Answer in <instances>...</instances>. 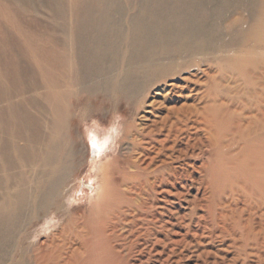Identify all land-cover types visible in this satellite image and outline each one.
I'll return each mask as SVG.
<instances>
[{
  "label": "bare ground",
  "instance_id": "1",
  "mask_svg": "<svg viewBox=\"0 0 264 264\" xmlns=\"http://www.w3.org/2000/svg\"><path fill=\"white\" fill-rule=\"evenodd\" d=\"M123 104L133 115L122 137L133 136L136 176L114 160L98 165L110 155ZM111 115L114 125L100 135ZM82 128L94 145L100 182L92 205L100 209L124 182L189 186L190 170L174 180L143 175L162 153L182 159L193 140L221 148L231 135H258L264 147V0H0V264L91 257L86 222L66 201L83 167ZM252 160L261 186L264 155ZM211 197L207 188L194 202L207 208ZM131 206L110 213L109 243L133 211L146 230L163 226L154 203Z\"/></svg>",
  "mask_w": 264,
  "mask_h": 264
},
{
  "label": "rangeland",
  "instance_id": "2",
  "mask_svg": "<svg viewBox=\"0 0 264 264\" xmlns=\"http://www.w3.org/2000/svg\"><path fill=\"white\" fill-rule=\"evenodd\" d=\"M39 18L46 21L44 16ZM9 20L12 21V18ZM121 109V123L115 122L118 130L115 127V140L107 150L110 155L98 165L105 168L109 160H114L117 169L136 176L132 173L136 169L135 153L132 154L133 136L122 137V128L133 120V115L127 111L125 104ZM137 121L139 125L142 123L140 119ZM113 125V115L108 116L97 126L98 132L103 135ZM202 133L204 136L205 132ZM219 133L222 131L219 130ZM258 137L255 135L247 140L231 135L226 141L220 139L223 144L221 148L200 145L193 140L189 149H185L188 154H183L182 159L178 160L175 159L178 153H174L175 158L166 156L172 152L162 153L155 161L154 171L149 170L143 176L150 180L155 175L174 180L180 171L190 170L192 174L184 176L185 181H190H187L189 186L176 187L168 182H160L153 188L148 184L138 185L136 181L133 186L124 182L121 192L100 209L99 205H92V200L99 199L100 182L99 171L93 169L94 145L86 129L82 128L83 167L70 181L66 201L73 202L71 207L76 208L86 222V240L90 243L85 252L91 257L85 264H264V181L260 182H263V187L253 181L255 174L250 171V164L253 165L254 160L246 161L263 157L264 147ZM242 163H250L247 170L251 175L247 176L246 170L243 171ZM192 166L197 170H193ZM196 178L201 180L200 183L193 182L190 187ZM207 188L212 191L213 197L202 204L210 210L194 202V197L198 195L199 199L202 198ZM146 203L155 204L153 213H164L163 226L160 227L159 222L158 226L150 224L148 231L145 228L148 221L137 220V212L133 211L116 225L117 236L109 243L106 226L109 224L112 227L114 224V221H110V213L126 210L129 204L132 209L141 211V206ZM84 212H87V216H84ZM134 220L140 222V226L134 227L131 223ZM44 234L40 238L43 239ZM160 251H163L162 255Z\"/></svg>",
  "mask_w": 264,
  "mask_h": 264
}]
</instances>
